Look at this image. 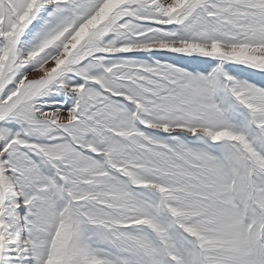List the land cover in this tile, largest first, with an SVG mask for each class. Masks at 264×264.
<instances>
[{"label":"snow or ice","instance_id":"obj_1","mask_svg":"<svg viewBox=\"0 0 264 264\" xmlns=\"http://www.w3.org/2000/svg\"><path fill=\"white\" fill-rule=\"evenodd\" d=\"M0 264H264V0H0Z\"/></svg>","mask_w":264,"mask_h":264}]
</instances>
